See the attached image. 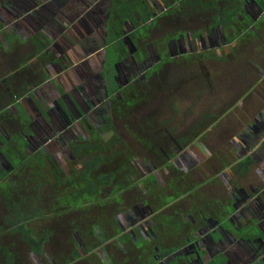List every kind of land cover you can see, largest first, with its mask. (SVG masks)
<instances>
[{"label":"flooded vegetation","instance_id":"obj_1","mask_svg":"<svg viewBox=\"0 0 264 264\" xmlns=\"http://www.w3.org/2000/svg\"><path fill=\"white\" fill-rule=\"evenodd\" d=\"M135 1L144 8L133 11L132 19L121 14L119 0H0V39L8 41L5 32L12 31L20 48L29 38L36 47L14 75L20 92L8 85L14 72L0 83V115L23 117L20 123L14 117L7 122L19 126L16 132L0 118V264H23L22 247L10 241L14 246L6 245L15 238L28 241L29 264H74L90 254L96 264H264V113L238 135L235 161L214 175L217 181L210 188L217 197L211 191L200 195V186L189 198L180 187L172 197L162 194L174 183L167 180L172 173H183L187 181L189 174L215 161L203 134L179 135L163 124L164 147L150 157L157 134L149 132V123L143 128L142 160L131 155L129 142L121 143L123 150H113L112 144L117 116L123 105L132 104L134 85L142 87L151 73H166L183 58L192 61L188 56L202 60L217 51L227 59L236 42L228 36L232 23L240 21L242 34L256 31L264 24V0ZM114 18L123 32L116 39ZM157 32L160 39L150 40ZM22 71L41 73L42 79L35 86ZM8 97L10 102L3 105ZM254 139L257 146L251 148ZM124 156L126 165L117 161ZM122 172L143 175L145 195L151 192L153 198L122 203L114 196L101 204L105 198L98 194L115 188ZM103 173H110L111 181L103 180L107 175L92 177ZM70 174H83L74 198L56 199L55 187L71 188ZM140 185L133 182L128 189ZM158 193L161 197L155 198ZM69 200L80 206L86 201L112 204L114 214L68 230L70 259L39 263L53 232L42 231L39 237L32 225L51 217L47 213L54 203ZM88 237L91 242L86 243Z\"/></svg>","mask_w":264,"mask_h":264},{"label":"rangeland","instance_id":"obj_2","mask_svg":"<svg viewBox=\"0 0 264 264\" xmlns=\"http://www.w3.org/2000/svg\"><path fill=\"white\" fill-rule=\"evenodd\" d=\"M59 1L62 4L67 3L66 0ZM113 2L116 4L117 0H113ZM119 6L123 10L121 14L124 15V18L132 19L133 11L140 13L144 8L142 3L135 0H119ZM119 15L120 13L115 12L116 17ZM116 20V18L112 19V24H116L115 26L118 27V29L115 27L116 33L112 34L114 39L123 35L122 28L118 25V20ZM232 26L233 28L228 30V36L232 37V42H236L233 46V52L229 53L227 59H221L218 52L215 51L202 60L188 56L192 61L187 63L183 58L177 62L176 66L174 64V66L168 67L166 73L164 70L158 73H151L148 82L142 87L134 85L135 87L131 91V97L134 98L132 104L123 105L122 112L117 116V124L114 126L117 137L112 140L113 150H123L121 143L123 141L129 142L128 149L132 150L131 155L139 157L141 160L146 151L144 148L146 143L143 142V128H147L146 125L149 123L151 125L149 132L151 130V132L157 134L151 143L154 149L150 150V157L158 156L159 154L156 150L158 151L159 148L164 147V139L161 137L163 124H166L167 128L173 129L179 135L185 132L203 134L201 139L205 143L208 152L215 158V161L206 163L204 171L200 172L201 170L198 169V173L189 174L190 179L187 181L182 178L183 173L180 175L172 173L167 180L172 178L174 183L168 188L169 190H165L162 193L165 198L166 196L172 197L175 189L178 190L179 187L183 192L188 193L187 197L189 198L197 186H200V189H198L200 195H208L211 191L212 196L217 197V190L210 188L212 183L217 181L214 175L222 169L223 165L227 166L229 161H235L234 155H236V145H238L236 139L238 135L243 133L248 125L255 122L256 117H260L264 113V44L261 43V38L264 37V24L255 28L256 31L253 30L254 32L249 29L243 34L244 28L242 30L240 21L239 23H232ZM23 30L20 32L27 34V31ZM164 31V29L161 30L162 33ZM34 33L38 34V32ZM5 35L9 37L8 41L0 39V83L6 75H9V73L12 75L14 72L10 77L11 80L8 81V85L10 84L9 87L13 92L19 93V86H15L13 80L14 75L19 73L18 68L21 61L34 56L33 51L36 47L29 43L32 38L27 40L25 44L27 46L24 45L25 47L20 48L16 44L17 36L14 32L7 31ZM170 35L172 36L173 32L168 30L167 37H170ZM36 37L38 35H35ZM19 38L22 39L23 37ZM96 38L99 39V36L96 35ZM159 39V32L153 33L150 37L152 41ZM3 42L6 43V46L2 44ZM119 44L108 48V53L114 52V49ZM196 70L198 72H195ZM21 74L24 75L25 81L35 86L42 79L41 73L27 74L22 71ZM55 84H57L56 81ZM2 102H4L3 105L8 104L10 102L9 97ZM10 117H14V122L17 123H20L19 117L21 119L23 117L19 114L15 116L0 115V118L5 122L3 124L10 131L16 132L19 126L15 125V127L7 123ZM260 122L264 124L263 119ZM260 131H257L256 134L260 135ZM254 140L251 148L257 146V139ZM127 158L129 159V152ZM127 158L124 156L120 159L118 158L117 161L124 160L126 165L128 163ZM209 164L213 165V167L209 168ZM254 169L257 170V167L254 166ZM70 175L74 179L71 188L67 190L62 185L55 187L56 199L70 197L72 200L74 198L73 194L76 193L78 184L83 180V174ZM104 175L109 176L110 173L93 174L92 177L98 179ZM117 175L118 178L114 180L113 184L115 188L104 189L101 195L98 194L102 199L105 198L101 204L109 197L114 196L118 197L122 203L134 202L146 197L153 198L151 192L145 195L148 185L145 184V180H142L143 175H138L136 172H122ZM133 182L135 184L140 182L141 185L134 187V190L128 189L130 183ZM143 184L144 187H142ZM213 186H215L214 183ZM95 194H97V191H95ZM92 197L95 196L92 195ZM160 197V193L155 196V198ZM164 201L162 197V202ZM75 202L69 200L65 204L54 203L53 210L47 213L51 217H47L42 220L43 222L39 221L32 225V228L35 229V235H39V237L42 231L53 232V238L52 234H50L51 238H48L46 248L42 249L44 253L38 259L39 263H44L53 257L58 262L70 259L69 252L73 249L71 243L73 240L69 238L71 233L68 230H73L75 225L78 229H83L85 225L95 224L96 218L100 216L106 217L114 214L112 204L109 206L86 201L85 205L80 206L79 203ZM114 202H112L113 205ZM188 203L190 204L189 201ZM118 207L123 208V205ZM175 210H173V213H175ZM167 212H170V210L167 209ZM176 216L179 215L176 214ZM89 240L90 238L88 237L86 243L91 242ZM8 241L22 247L23 264H29L30 262L27 258L29 251L25 250L27 249L26 244H28V241H20V238L7 240V247L14 246L10 245ZM3 246L6 247L4 243ZM93 256L94 254H90L74 262V264H96L94 258H92Z\"/></svg>","mask_w":264,"mask_h":264},{"label":"trees","instance_id":"obj_3","mask_svg":"<svg viewBox=\"0 0 264 264\" xmlns=\"http://www.w3.org/2000/svg\"><path fill=\"white\" fill-rule=\"evenodd\" d=\"M103 180H105V181H111V176H107V177H105ZM88 190V189H87Z\"/></svg>","mask_w":264,"mask_h":264}]
</instances>
